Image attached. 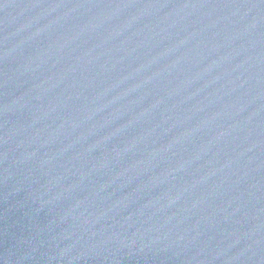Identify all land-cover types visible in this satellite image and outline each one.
Instances as JSON below:
<instances>
[{
	"label": "water",
	"instance_id": "1",
	"mask_svg": "<svg viewBox=\"0 0 264 264\" xmlns=\"http://www.w3.org/2000/svg\"><path fill=\"white\" fill-rule=\"evenodd\" d=\"M0 264H264V0H0Z\"/></svg>",
	"mask_w": 264,
	"mask_h": 264
}]
</instances>
